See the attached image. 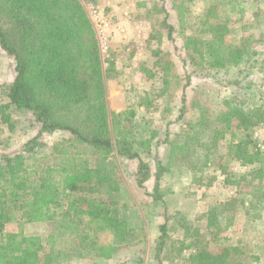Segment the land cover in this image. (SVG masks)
Here are the masks:
<instances>
[{
  "label": "rangeland",
  "instance_id": "1",
  "mask_svg": "<svg viewBox=\"0 0 264 264\" xmlns=\"http://www.w3.org/2000/svg\"><path fill=\"white\" fill-rule=\"evenodd\" d=\"M81 1L101 34L91 16V1H97ZM128 7V38L114 31L108 46L115 62L108 104L116 114L114 138L127 140L149 164L150 178L138 184L139 158L116 154L102 162L101 151L74 143L66 130L44 132L39 140L45 145L29 162L63 167L75 157L76 169L85 162L104 168L109 180L93 195L128 220L129 238L99 230L98 220L74 209L65 214L66 202L55 206V219L28 222L20 215L4 231L39 235L44 264H192L191 251L179 249L195 239L213 253L231 246L236 261L264 264V176H256L257 164L242 165L232 154L246 136L262 143L264 123L244 130L235 119L225 121L232 106L264 108V0H129ZM216 24L227 26L225 42L242 51L237 66L213 67L184 47L190 35L210 39ZM138 39L143 56L136 66L131 61ZM15 64L0 47L3 103L9 102ZM10 111L13 127L0 122V155L19 152L40 131L32 112ZM158 162L166 167L162 201L150 195ZM166 221L168 237L160 247Z\"/></svg>",
  "mask_w": 264,
  "mask_h": 264
},
{
  "label": "trees",
  "instance_id": "2",
  "mask_svg": "<svg viewBox=\"0 0 264 264\" xmlns=\"http://www.w3.org/2000/svg\"><path fill=\"white\" fill-rule=\"evenodd\" d=\"M211 26L210 39L190 35L184 47L213 67L228 63L237 66L242 51L225 42L227 26ZM0 47L16 62V75L8 88L9 102L1 101L0 84V122L13 127L10 109H21L32 112L40 124L38 134L19 152L0 155V264H44L41 256L44 244L39 235L4 229L20 215L28 222L55 219L54 208L63 202H66L65 214L71 209L86 214L99 221V230H109L117 239L127 240L131 232L128 220L112 203L93 195L99 191V184L109 180L104 168H92L85 162L76 169L75 157H70L63 167L29 162L45 145L39 140L42 134L56 130L69 131L74 143L101 151L102 162L116 154L140 156L127 140L114 138L111 123L116 114L109 108L107 81L115 62L103 55L97 30L84 3L81 0H0ZM234 119L237 128L247 130L264 123V108L247 111L232 106L226 112L225 121L231 124ZM232 150L242 165L257 164L256 176H264V140L259 143L246 136L235 142ZM157 167L150 195L162 201L160 179L166 167L160 162ZM138 174L139 185L151 176L149 164L142 159ZM84 179L92 182L86 185ZM160 231L161 247L168 237L167 221L160 225ZM195 240L179 249L191 251L192 264H250L233 259L231 246L213 253ZM52 258L48 256L47 260Z\"/></svg>",
  "mask_w": 264,
  "mask_h": 264
},
{
  "label": "crops",
  "instance_id": "3",
  "mask_svg": "<svg viewBox=\"0 0 264 264\" xmlns=\"http://www.w3.org/2000/svg\"><path fill=\"white\" fill-rule=\"evenodd\" d=\"M96 1L98 4L97 6L100 9L103 10L105 8H110L109 14L106 17L108 21L107 32L109 35V45L111 46V42L113 40L111 37H113L114 31L116 33L121 34L123 39L128 38V32H127V28H126L124 20L127 19L126 15H128L129 13V7H128L129 0H95V2ZM138 33L142 34L140 30ZM140 41L141 39H138L137 44L139 46V50L137 46L135 49V53L132 56V61H131V64H136V66L139 64V61L142 60L141 55L143 56V53H142L143 47L139 45ZM109 51H110V48L108 49L106 56H109ZM108 84H109V80H108Z\"/></svg>",
  "mask_w": 264,
  "mask_h": 264
},
{
  "label": "built area",
  "instance_id": "4",
  "mask_svg": "<svg viewBox=\"0 0 264 264\" xmlns=\"http://www.w3.org/2000/svg\"><path fill=\"white\" fill-rule=\"evenodd\" d=\"M91 16L97 22V26L100 28L99 31L101 34H98V38L100 40V46L103 51V55H107L108 46H109V35L107 32L108 29V21L106 19V15L103 14V10H101L96 4L91 1ZM99 23V25H98Z\"/></svg>",
  "mask_w": 264,
  "mask_h": 264
}]
</instances>
